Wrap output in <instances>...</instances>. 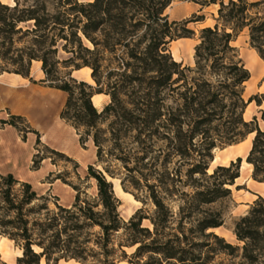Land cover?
Wrapping results in <instances>:
<instances>
[{
	"label": "trees",
	"instance_id": "16d2710c",
	"mask_svg": "<svg viewBox=\"0 0 264 264\" xmlns=\"http://www.w3.org/2000/svg\"><path fill=\"white\" fill-rule=\"evenodd\" d=\"M172 1L58 0L53 7L46 0L30 6L0 1V60L5 63L0 72L29 78L32 63L41 62L44 81L68 94L61 118L78 130L82 145L91 140L96 148L88 177L96 181L97 194L82 198L75 188L70 207L56 204L51 210L48 198L30 183L0 173V236L22 248L17 264H57L62 259L201 264L196 249L209 244L196 243L197 238L224 243L206 233L223 225L222 216L204 207L231 196L243 161L239 157L210 173L214 150L253 134L246 160L253 178L264 184V129L256 118H244L248 106L261 101L258 96L245 99L251 73L233 45L246 31L250 47L264 61V0H189L202 9L220 4L216 24L199 31L193 68L175 61L169 45L196 36L188 25L204 16L170 21L165 12ZM60 48L69 58H58ZM86 67L95 86L71 76ZM101 94L111 101L99 111L93 97ZM23 119L10 115L0 124L18 128ZM116 178L137 198L144 193L153 212L139 209L123 221L110 180ZM263 230L264 198L259 197L236 225L239 240L246 241L248 264L264 254ZM134 247L129 256L125 249ZM224 248L234 249L226 243Z\"/></svg>",
	"mask_w": 264,
	"mask_h": 264
},
{
	"label": "rangeland",
	"instance_id": "374dc122",
	"mask_svg": "<svg viewBox=\"0 0 264 264\" xmlns=\"http://www.w3.org/2000/svg\"><path fill=\"white\" fill-rule=\"evenodd\" d=\"M2 3L14 6L15 0H0ZM22 6H30L35 0H20ZM51 7L54 6L58 0H46ZM93 0H78L79 3H88ZM250 2L258 0H248ZM228 3L229 0H224ZM220 4H213L209 7L203 8L189 0H173L171 5L166 10L165 14L169 16L170 21L182 22L186 20H192L194 16H204V21L193 22L188 25V28L196 33V36L192 38H184L173 41L169 45V50L175 61L183 63V66L195 67V47L199 43V31L205 27H213L216 24L215 18L218 17V10ZM29 23L26 26H31ZM25 27V24L22 25ZM85 44L91 47V44L85 40ZM239 51V55L242 58L246 68L251 73V79L245 84L244 97L248 100L252 96H258L261 104H257L256 101L252 102L246 109L244 118L246 121H252L257 119L258 125L261 129H264V62L257 58L255 50L250 47L249 37L246 31L242 32L236 42L233 44ZM23 44H18V47H22ZM58 58L63 61L69 58V54L60 48ZM0 66H5L4 61L0 60ZM12 69V67H10ZM83 69V68H82ZM61 70L65 71L63 67ZM70 70V69H68ZM79 70L72 71V77L78 81L86 80L87 83L95 86V82L89 81L86 72L76 73ZM8 72H0V74ZM92 73V72H91ZM90 73V76H91ZM13 74V73H9ZM92 78V77H91ZM32 83L39 86L50 87L48 82H45L46 76L42 70V63L34 61L32 63L30 77L28 78ZM52 88V87H50ZM56 89V88H54ZM59 90V89H58ZM65 93V92H64ZM65 102L59 113L65 108L68 94L65 93ZM110 96L102 98V103L107 105L110 103ZM94 103V102H93ZM100 101L95 100L94 106L99 107ZM35 106L27 108L28 111ZM103 110V109H102ZM7 118L1 117L0 120H9L10 115L21 116L24 119L18 121V128L11 125L0 124V131L6 126L14 127L20 134L23 141L27 139L29 134H34L36 141L34 144V155L32 157V163L29 170L36 175H28L23 180L15 176L21 182L30 183L33 189L39 196H45L48 198V204L51 210L56 209V204L66 206L68 203H74L75 196L79 189L82 193V198L93 199L97 194V184L94 179L88 177V167L96 162V148L93 142L89 140L84 145L80 142V134L73 125L62 119L64 123L72 129L74 136L78 139L80 148L84 152V157L76 159L66 151H62L51 143H47L43 139V135L38 130L34 129L26 117L22 115L13 114L10 111L7 112ZM40 114L44 116V112ZM45 117V116H44ZM48 117V115L46 116ZM46 120V118H45ZM47 121V120H46ZM49 127V126H48ZM43 128L44 133H50L52 128ZM54 130V129H53ZM254 135H250L244 142L226 147H219L214 150V160L211 163L210 173H212L218 166H229L231 162H236L237 158L243 159L240 169V177L235 181V185L231 187L232 194L228 198L222 199L215 204L205 206V210H210L214 213H219L223 219V225L217 229L208 230L206 233L213 232L219 238L224 240V243L215 239H208L200 236L195 240L196 243L209 244V246L198 247L196 254L202 255L201 264H248L244 258V245L246 241L239 240L236 235V225L240 220L247 216L255 202L259 197L264 198V184L256 181L253 178V166H249L247 163V156L251 150ZM39 140V143H38ZM38 162L37 168L34 167V162ZM4 175V174H3ZM113 182L114 190L117 198L120 201L119 213L123 221L128 222L131 217L139 210L143 209L144 213L151 214L154 210V206L151 202H145V194L139 193L138 198L136 193L132 191H125L122 188L121 180L110 179ZM70 207V206H69ZM178 205L174 203V210L177 211ZM145 226L151 227L148 221L144 222ZM189 226V225H188ZM264 231V230H263ZM262 231V244L264 242V232ZM122 234V231L119 233ZM187 235H190L188 232ZM230 244L234 249L224 248V244ZM39 250V249H37ZM127 254L131 256L135 250L134 248H126ZM251 248H249L250 254ZM256 254V253H255ZM23 255V250L20 246L10 240L7 237L0 236V264H17V259ZM147 258H145L146 260ZM41 264H47L45 260H42ZM51 264H54L53 262ZM57 264H82L75 260H60ZM118 264H130L128 260L120 261ZM253 264H264V254Z\"/></svg>",
	"mask_w": 264,
	"mask_h": 264
},
{
	"label": "crops",
	"instance_id": "0c3cea01",
	"mask_svg": "<svg viewBox=\"0 0 264 264\" xmlns=\"http://www.w3.org/2000/svg\"><path fill=\"white\" fill-rule=\"evenodd\" d=\"M255 54H257L256 51ZM260 60L263 61L261 58ZM82 72H86L88 80L93 82L90 68L86 67L76 71V73ZM104 97L108 96L101 94L93 97L94 103L95 100L101 103L99 107L95 106L99 111L107 106L106 103H102ZM65 98V93L61 90L39 86L28 78L17 74H0V116L7 118V112L10 111L13 114L26 117L30 125L42 133L43 139L47 143L66 151L76 159H81L84 157L85 151L80 148L72 129L59 117ZM31 106H35V108L32 107V111H28L27 108ZM41 111L44 112L45 117L40 114ZM47 115L48 117H46ZM46 127L52 128L50 133H44L43 128ZM35 141L34 134H29L23 141L14 127L6 126L2 129L0 131V173L4 175L11 173L28 181L29 179H26L28 175H36V172L33 173L29 170L35 151ZM249 166L252 165L249 164ZM71 205L72 203H68L66 206Z\"/></svg>",
	"mask_w": 264,
	"mask_h": 264
},
{
	"label": "bare ground",
	"instance_id": "6f19581e",
	"mask_svg": "<svg viewBox=\"0 0 264 264\" xmlns=\"http://www.w3.org/2000/svg\"><path fill=\"white\" fill-rule=\"evenodd\" d=\"M257 58L259 59V57L257 56Z\"/></svg>",
	"mask_w": 264,
	"mask_h": 264
}]
</instances>
